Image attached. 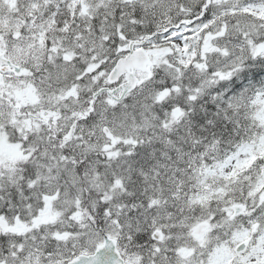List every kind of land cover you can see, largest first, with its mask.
I'll return each mask as SVG.
<instances>
[{"label":"snow or ice","instance_id":"6c2138e0","mask_svg":"<svg viewBox=\"0 0 264 264\" xmlns=\"http://www.w3.org/2000/svg\"><path fill=\"white\" fill-rule=\"evenodd\" d=\"M0 264H264V0H0Z\"/></svg>","mask_w":264,"mask_h":264}]
</instances>
